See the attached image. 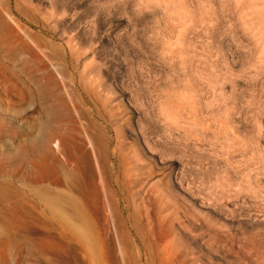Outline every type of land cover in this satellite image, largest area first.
Instances as JSON below:
<instances>
[{"label": "rangeland", "instance_id": "rangeland-1", "mask_svg": "<svg viewBox=\"0 0 264 264\" xmlns=\"http://www.w3.org/2000/svg\"><path fill=\"white\" fill-rule=\"evenodd\" d=\"M76 154L103 209L68 228ZM45 255L264 264V0H0V264Z\"/></svg>", "mask_w": 264, "mask_h": 264}, {"label": "bare ground", "instance_id": "bare-ground-1", "mask_svg": "<svg viewBox=\"0 0 264 264\" xmlns=\"http://www.w3.org/2000/svg\"><path fill=\"white\" fill-rule=\"evenodd\" d=\"M110 129H111V127H110ZM113 133H114V131H113ZM88 138L89 137L87 136V139ZM60 148L61 147H59V152L62 153L63 152L62 148L61 149ZM78 149L80 150L82 148H80L78 145ZM100 157H102V156H100ZM68 158L71 159L73 162L71 163L70 168L67 170L64 167V165H60L59 172L57 174V180H56L55 197L53 198L52 201H49V203L54 208L55 219H56L57 223H59L60 225H66L68 228H70V227H72L71 225H74V222H75V225L80 224V223L78 224L77 220L82 221L86 218H90L91 216L95 217L94 219H96L97 221L99 219H101L100 214L102 215L101 210L103 209L101 207L102 206L101 202L103 200H101V197H102L101 188L98 185H96L94 180H93L94 178H93V175L91 174V171L89 168V164H88L89 162H87V160H86V162H83L81 160V158L77 156V154L76 155H70ZM100 178H101V175H100ZM111 179H112V177H111ZM100 183H101V181H100ZM101 186H102V184H101ZM104 190H102V191L107 193L106 187ZM108 213H109V210H108ZM131 220H133V219L131 218ZM76 221H77V223H76ZM66 226H65V228H66ZM146 247H147V244H146ZM148 247H149V245H148ZM53 260L50 257L46 258V255H45V258H42V260H40L39 263L40 264H54L55 261L53 262ZM55 264H57V263H55Z\"/></svg>", "mask_w": 264, "mask_h": 264}]
</instances>
